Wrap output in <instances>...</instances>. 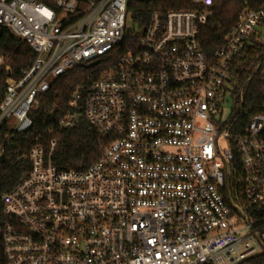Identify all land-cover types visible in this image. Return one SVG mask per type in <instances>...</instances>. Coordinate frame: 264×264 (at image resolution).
Segmentation results:
<instances>
[{
  "label": "built area",
  "instance_id": "obj_1",
  "mask_svg": "<svg viewBox=\"0 0 264 264\" xmlns=\"http://www.w3.org/2000/svg\"><path fill=\"white\" fill-rule=\"evenodd\" d=\"M50 1L0 0V29L36 54L20 80H6L0 128L29 132L53 82L108 62L58 123L85 121L107 145L84 170L54 163L56 140L48 153L29 149L30 172L0 193V264H241L264 254V115L244 111L232 75L245 49L264 43L262 2H244L211 56L201 33L214 0L155 12L145 29L128 27L130 0ZM253 71L264 78V61Z\"/></svg>",
  "mask_w": 264,
  "mask_h": 264
},
{
  "label": "trees",
  "instance_id": "obj_2",
  "mask_svg": "<svg viewBox=\"0 0 264 264\" xmlns=\"http://www.w3.org/2000/svg\"><path fill=\"white\" fill-rule=\"evenodd\" d=\"M33 1L51 5L50 0ZM245 1L214 0L211 7L214 16L201 33V44L209 55L212 56L221 47L225 35L235 25ZM248 1L252 3L257 0ZM258 1L264 5V0ZM195 8L197 5L191 0H130L128 19L145 29L155 12ZM125 48L127 44L124 50ZM0 58L4 61L0 66L1 104L5 97L6 80H20L22 70L33 64L36 54L10 30L0 29ZM261 61H264V43H257L254 47L245 49L232 70L233 81L244 87L243 109L251 115H264V78L253 71L254 65ZM110 64L107 62L90 68H77L53 82L50 90L38 97L39 106L30 113L33 127L29 132H12L7 124L0 128V150H3L0 152V193L12 190L30 172L31 162L24 156L28 155L29 149L34 145L42 146L48 153L50 142L58 141L52 159L60 169L84 170L100 159L101 143L104 146L107 141L100 143L97 134L85 121L70 130H60L58 123L68 110L69 100L75 89L88 81L98 80ZM6 66L10 67V71L5 69ZM244 67H250V71H243ZM241 264H264V254L248 258Z\"/></svg>",
  "mask_w": 264,
  "mask_h": 264
},
{
  "label": "rangeland",
  "instance_id": "obj_3",
  "mask_svg": "<svg viewBox=\"0 0 264 264\" xmlns=\"http://www.w3.org/2000/svg\"><path fill=\"white\" fill-rule=\"evenodd\" d=\"M128 27L129 28H133V27H135V25L133 24V22H128ZM227 100L229 101V103L227 104V111L230 113V111H231V109H232V99H231V95H229L228 97H227Z\"/></svg>",
  "mask_w": 264,
  "mask_h": 264
},
{
  "label": "water",
  "instance_id": "obj_4",
  "mask_svg": "<svg viewBox=\"0 0 264 264\" xmlns=\"http://www.w3.org/2000/svg\"><path fill=\"white\" fill-rule=\"evenodd\" d=\"M139 1H149V0H139Z\"/></svg>",
  "mask_w": 264,
  "mask_h": 264
}]
</instances>
